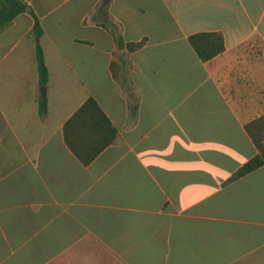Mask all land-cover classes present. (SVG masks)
Masks as SVG:
<instances>
[{
    "label": "crops",
    "instance_id": "obj_1",
    "mask_svg": "<svg viewBox=\"0 0 264 264\" xmlns=\"http://www.w3.org/2000/svg\"><path fill=\"white\" fill-rule=\"evenodd\" d=\"M25 1L0 30V264H264V162L231 178L258 152L264 0ZM89 96L116 137L84 164L63 125Z\"/></svg>",
    "mask_w": 264,
    "mask_h": 264
},
{
    "label": "trees",
    "instance_id": "obj_2",
    "mask_svg": "<svg viewBox=\"0 0 264 264\" xmlns=\"http://www.w3.org/2000/svg\"><path fill=\"white\" fill-rule=\"evenodd\" d=\"M25 0H0V30L8 26L13 18L20 12L27 10ZM32 31L36 36H41L43 28L35 13ZM115 40L119 47H127L133 50L141 44V41H124L123 37L116 33ZM189 41L197 55L205 60L224 48L223 36L219 31H199L189 35ZM36 60L39 82L46 84L49 71L45 62L43 49L40 43L36 46ZM39 113H47L46 99H39ZM248 133L255 142L258 152L244 162L231 178L243 175L264 162V113L249 121L245 125ZM65 143L81 160L87 164L116 137V128L112 125L96 99L89 96L65 121L63 125Z\"/></svg>",
    "mask_w": 264,
    "mask_h": 264
},
{
    "label": "water",
    "instance_id": "obj_3",
    "mask_svg": "<svg viewBox=\"0 0 264 264\" xmlns=\"http://www.w3.org/2000/svg\"><path fill=\"white\" fill-rule=\"evenodd\" d=\"M107 0H102V3H105ZM28 9H29V7H28ZM41 89H42V94H43V91L45 90V86L43 85V86H41Z\"/></svg>",
    "mask_w": 264,
    "mask_h": 264
}]
</instances>
